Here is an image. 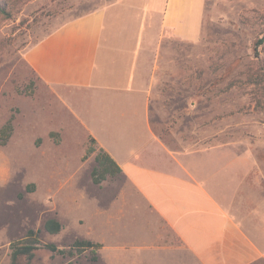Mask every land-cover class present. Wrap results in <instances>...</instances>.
I'll return each mask as SVG.
<instances>
[{
    "label": "rangeland",
    "instance_id": "1",
    "mask_svg": "<svg viewBox=\"0 0 264 264\" xmlns=\"http://www.w3.org/2000/svg\"><path fill=\"white\" fill-rule=\"evenodd\" d=\"M10 2L7 13H0V128L12 116L14 125L12 137L0 145V264H11V242L29 229L38 231L41 244L60 248L77 238L131 250L151 243L157 218L122 174L94 183L88 136L24 53L64 23L101 8L115 28L133 22V34L152 46L162 35L161 11L154 0ZM161 48L157 59L153 48L142 51L136 64L154 82L152 118L165 157L175 166L200 168L214 195L235 214L263 209L264 0H206L202 37L179 42L166 32ZM48 218L62 223L59 233L45 229ZM18 261L106 264L100 251L93 261L89 251L65 256L43 246L30 261Z\"/></svg>",
    "mask_w": 264,
    "mask_h": 264
},
{
    "label": "crops",
    "instance_id": "2",
    "mask_svg": "<svg viewBox=\"0 0 264 264\" xmlns=\"http://www.w3.org/2000/svg\"><path fill=\"white\" fill-rule=\"evenodd\" d=\"M154 5L161 11L162 34L155 45L134 35L130 20L115 28L101 8L64 23L24 53L36 76L58 90L88 138L115 160L129 191L158 220L151 243L133 253L127 244L103 241L98 258L100 251L106 264H264V208L237 215L214 195L200 168L171 164L155 118L152 123L153 79L136 64L151 48L157 59L166 32L179 42L199 40L206 0Z\"/></svg>",
    "mask_w": 264,
    "mask_h": 264
},
{
    "label": "trees",
    "instance_id": "3",
    "mask_svg": "<svg viewBox=\"0 0 264 264\" xmlns=\"http://www.w3.org/2000/svg\"><path fill=\"white\" fill-rule=\"evenodd\" d=\"M10 0H0V13L6 14L10 7ZM31 68V67H30ZM33 71V70H32ZM35 74V72L33 71ZM36 75V74H35ZM39 80L40 78L37 77ZM155 120L152 119V123ZM14 131L13 116L0 128V145H6L12 137ZM161 137V136H160ZM162 138V137H161ZM90 146L87 154L95 153L96 166L91 172L94 183L100 184L108 176H115L122 174V169L102 148H98L94 138L89 137ZM45 229L52 234L59 233L62 229V223L55 218H48L44 224ZM40 246L46 247L54 253L65 256H75L89 251L91 259L96 261L98 259V249L102 247L100 242H95L90 239L77 238L69 246V248H60L55 243L41 244L38 237V231L29 229L22 239L11 242V264H20L19 258L26 256L30 261L34 255L35 250Z\"/></svg>",
    "mask_w": 264,
    "mask_h": 264
}]
</instances>
